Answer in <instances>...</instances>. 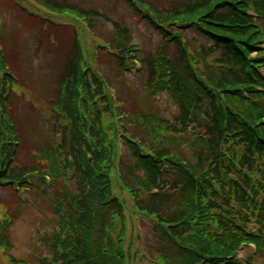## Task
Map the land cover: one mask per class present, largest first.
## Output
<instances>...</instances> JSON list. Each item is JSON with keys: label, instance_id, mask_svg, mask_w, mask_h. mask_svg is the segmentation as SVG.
Segmentation results:
<instances>
[{"label": "trees", "instance_id": "16d2710c", "mask_svg": "<svg viewBox=\"0 0 264 264\" xmlns=\"http://www.w3.org/2000/svg\"><path fill=\"white\" fill-rule=\"evenodd\" d=\"M14 1L34 17L0 0V13L6 5L14 10L15 25L0 34V183L23 187L26 175L38 174L35 189L55 216L53 235L43 241L50 260L38 256V264H134L136 218L156 243L143 248L148 259L140 264H238L237 253L250 244L256 254L240 264H264V93L255 91L264 89V0H125L175 55L167 46L136 53L130 31L118 23L101 40L97 28L109 19L69 0ZM32 33L38 52L62 45L64 59L47 103L50 135L29 139L35 149L16 151L25 135L22 105L33 94L18 48ZM92 39L115 71L139 61L147 97L168 95L174 115L113 102L108 83L84 57ZM21 150L31 159L17 166ZM12 203L0 200L5 257Z\"/></svg>", "mask_w": 264, "mask_h": 264}, {"label": "rangeland", "instance_id": "374dc122", "mask_svg": "<svg viewBox=\"0 0 264 264\" xmlns=\"http://www.w3.org/2000/svg\"><path fill=\"white\" fill-rule=\"evenodd\" d=\"M71 4L81 5L84 9H95L101 13L106 14L112 20L119 21L123 25H126L134 39V44L139 46L144 53L154 52L158 45L160 44V37L154 33L145 23L136 20L133 17L125 4L121 0H70ZM9 5L6 6V10L2 13L3 18V28L6 32L10 33L13 27L14 22L12 9H8ZM10 12L11 14L7 15L6 13ZM32 32H37L34 28H31ZM26 32H30L26 29ZM97 33L101 37H107L110 33L109 26L101 25L98 27ZM48 33H46L47 35ZM190 38L194 39L197 44H204V41L196 35H191ZM20 44H24L21 43ZM19 44V45H20ZM59 48H54L49 52H39L36 54L35 38L30 40L24 48L25 52L31 57V65L29 68H33V72L30 75L34 77V83L38 85V94L40 95L41 90H44L47 94L46 98H49V93L51 90L52 84H54L57 71H58V61L62 57V53ZM173 53L174 50L172 49ZM35 53V56H34ZM19 60L21 57H17ZM96 63L98 64L97 68L100 73L108 80L111 86L114 87L116 94L119 97H124L127 101L128 106L130 105L133 108H138L141 110H148L150 108L158 109L162 114L170 115L171 111V102L166 95L156 96L153 100H146L144 92H139L140 88H144V82L140 78L135 80L133 85H128L130 77L126 75L125 78H122L120 75H116L113 70H111L108 65L105 63V60L101 58V53L98 50ZM141 80V82H140ZM133 89L136 92H133ZM35 111V109H34ZM38 119L44 124L38 132H41V135L48 136L49 127L48 121H44L41 115L38 114ZM40 124H38V127ZM45 126V127H44ZM25 154H22L21 157H24ZM0 196H3L2 191H0ZM28 200V203L18 204L16 208L17 222L12 227L9 233L11 251L9 254L13 259H16L17 262L21 264H36L37 261L31 256L33 254L45 255L46 250L41 245L40 240L46 235L51 234V224L49 223L54 217L51 213V209L45 202L37 196L35 193H28L25 196ZM29 204V206H28ZM38 233V234H37ZM138 247L142 248L143 246H155V240L152 239L151 233L149 230H144L142 240L137 243ZM0 257V264H14L8 260ZM16 264V263H15ZM19 264V263H18Z\"/></svg>", "mask_w": 264, "mask_h": 264}]
</instances>
